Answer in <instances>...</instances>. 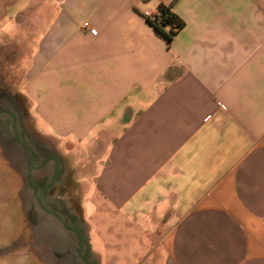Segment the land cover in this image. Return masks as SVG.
I'll return each mask as SVG.
<instances>
[{"label":"crops","instance_id":"0c3cea01","mask_svg":"<svg viewBox=\"0 0 264 264\" xmlns=\"http://www.w3.org/2000/svg\"><path fill=\"white\" fill-rule=\"evenodd\" d=\"M0 53L88 264H264V0H0Z\"/></svg>","mask_w":264,"mask_h":264},{"label":"rangeland","instance_id":"374dc122","mask_svg":"<svg viewBox=\"0 0 264 264\" xmlns=\"http://www.w3.org/2000/svg\"><path fill=\"white\" fill-rule=\"evenodd\" d=\"M0 54V109L16 114L19 138L36 155L34 167L47 157L57 158L60 164L57 184L44 193L43 203L49 210L60 214L65 223L84 230L82 219L75 217L80 206L79 197L74 195L77 187L71 188V199H66L67 186L63 185L62 177L66 174L67 161L53 140L37 131L30 116L31 106L18 105L17 102L25 100L11 96L13 87L18 84L11 79L19 75L11 74L7 61ZM4 94L8 99H4ZM11 125V118L0 114V264H84L77 255L76 237L37 204L39 190L54 174V164L49 162L40 170L30 169L32 156L15 142ZM82 256L90 258L87 245Z\"/></svg>","mask_w":264,"mask_h":264},{"label":"water","instance_id":"95a60500","mask_svg":"<svg viewBox=\"0 0 264 264\" xmlns=\"http://www.w3.org/2000/svg\"><path fill=\"white\" fill-rule=\"evenodd\" d=\"M0 114H4V115H8L11 120H12V130H13V134H14V140L15 142H17L18 144H20L21 146L25 147L27 149V151L31 154L32 156V162L30 163L29 167L32 170H40L43 167L46 166V164H48L49 162H52L54 164V174L50 180V182L43 187L42 189L39 190L38 192V198H37V204L38 206L48 215L54 217L58 223L69 233H72L76 239H77V244H78V250H77V255L79 257L80 260H82L84 262V264H88L85 260V258L82 256V251H83V245L85 243V239L83 237V234L77 230L76 228H74L73 226H70L69 224L65 223V221L61 218V215L58 213H55L51 210H49L43 203V195L46 191H48L49 189H51L54 184L56 183L58 176H59V164H58V160L55 157H47L38 167H34V163L37 161L36 155H34L31 151V147L22 142L21 139L19 138V135L17 133V129H16V114L10 110L7 109H0Z\"/></svg>","mask_w":264,"mask_h":264},{"label":"trees","instance_id":"16d2710c","mask_svg":"<svg viewBox=\"0 0 264 264\" xmlns=\"http://www.w3.org/2000/svg\"><path fill=\"white\" fill-rule=\"evenodd\" d=\"M147 21L168 43L184 27V22L171 11L170 7L162 4L158 6L157 12L152 15V19H147Z\"/></svg>","mask_w":264,"mask_h":264},{"label":"built area","instance_id":"2783aa9c","mask_svg":"<svg viewBox=\"0 0 264 264\" xmlns=\"http://www.w3.org/2000/svg\"><path fill=\"white\" fill-rule=\"evenodd\" d=\"M145 17H146L147 19H149V20L152 19V16H150V15H148V14H146Z\"/></svg>","mask_w":264,"mask_h":264}]
</instances>
